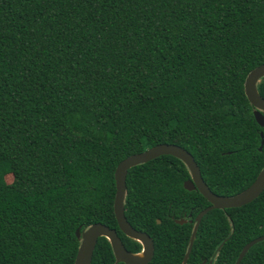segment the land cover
Masks as SVG:
<instances>
[{
	"label": "trees",
	"instance_id": "1",
	"mask_svg": "<svg viewBox=\"0 0 264 264\" xmlns=\"http://www.w3.org/2000/svg\"><path fill=\"white\" fill-rule=\"evenodd\" d=\"M262 63L264 0H0V264H73L76 229L96 222L139 252L113 213L114 170L156 144L188 150L214 193L245 189L264 165L244 92ZM189 178L172 155L127 171L124 214L153 240L147 264L183 260L210 204ZM263 234L264 190L208 211L186 264H234ZM114 262L98 238L90 264ZM239 264H264V240Z\"/></svg>",
	"mask_w": 264,
	"mask_h": 264
},
{
	"label": "water",
	"instance_id": "2",
	"mask_svg": "<svg viewBox=\"0 0 264 264\" xmlns=\"http://www.w3.org/2000/svg\"><path fill=\"white\" fill-rule=\"evenodd\" d=\"M264 77V63L251 69L244 80V92L249 103L254 107L253 114L259 126L264 127V97L257 90L258 81ZM261 143L259 149L264 143L263 132H260ZM160 155H172L180 159L187 167L190 178L185 180L183 186L187 190L197 189L210 203L201 210L194 219V225L190 235L189 243L181 264H186L191 251L193 241L202 217L212 209H225L231 207H240L255 198L264 190V165L261 170L245 189L231 196L218 195L210 190L201 176L200 169L194 160L192 154L180 145L173 143H160L153 145L141 152L131 154L122 159L114 170L115 195L113 200V213L117 221L119 230L127 237L138 241L141 244V250L137 253L128 251L117 234L115 228H111L103 223L96 222L80 230L77 228L75 235L79 240L77 253L73 264H90L94 248L100 237H105L113 251L115 262L125 264H147L154 253V243L152 238L144 231L135 229L126 219L124 214V201L126 196V175L128 169L133 166L148 162ZM177 223H184L185 218L176 219ZM192 221L191 219L189 220ZM159 222V220H158ZM264 240V234L247 242L239 252L234 264H239L248 251V249L257 242ZM223 243V242H222ZM222 243L217 247L220 248ZM142 253V256L139 254ZM212 264V261H209Z\"/></svg>",
	"mask_w": 264,
	"mask_h": 264
},
{
	"label": "flooded vegetation",
	"instance_id": "3",
	"mask_svg": "<svg viewBox=\"0 0 264 264\" xmlns=\"http://www.w3.org/2000/svg\"><path fill=\"white\" fill-rule=\"evenodd\" d=\"M186 219V218H185ZM190 219H187V221H189ZM192 220V219H191ZM193 221V220H192ZM190 222V221H189Z\"/></svg>",
	"mask_w": 264,
	"mask_h": 264
},
{
	"label": "bare ground",
	"instance_id": "4",
	"mask_svg": "<svg viewBox=\"0 0 264 264\" xmlns=\"http://www.w3.org/2000/svg\"><path fill=\"white\" fill-rule=\"evenodd\" d=\"M139 256H142V253H140Z\"/></svg>",
	"mask_w": 264,
	"mask_h": 264
},
{
	"label": "rangeland",
	"instance_id": "5",
	"mask_svg": "<svg viewBox=\"0 0 264 264\" xmlns=\"http://www.w3.org/2000/svg\"><path fill=\"white\" fill-rule=\"evenodd\" d=\"M10 178H7V180H9Z\"/></svg>",
	"mask_w": 264,
	"mask_h": 264
}]
</instances>
